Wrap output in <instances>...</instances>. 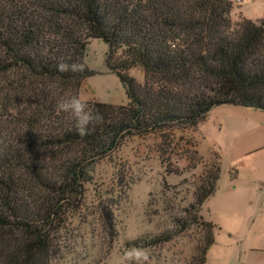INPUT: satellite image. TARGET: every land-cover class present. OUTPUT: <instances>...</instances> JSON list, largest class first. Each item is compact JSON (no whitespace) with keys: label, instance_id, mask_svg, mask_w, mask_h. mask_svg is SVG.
<instances>
[{"label":"trees","instance_id":"trees-1","mask_svg":"<svg viewBox=\"0 0 264 264\" xmlns=\"http://www.w3.org/2000/svg\"><path fill=\"white\" fill-rule=\"evenodd\" d=\"M231 11L229 0H0V119H15L12 140L4 144L0 130V264H45L92 167L125 139L193 128L223 105L264 113V19L233 24ZM92 40L107 46L128 103H88L102 121L80 136L57 103L94 76L84 64ZM60 62L84 71L60 73ZM219 174L218 159L193 185L177 231L162 235L167 242L200 225V264L218 229L199 212Z\"/></svg>","mask_w":264,"mask_h":264},{"label":"rangeland","instance_id":"rangeland-1","mask_svg":"<svg viewBox=\"0 0 264 264\" xmlns=\"http://www.w3.org/2000/svg\"><path fill=\"white\" fill-rule=\"evenodd\" d=\"M229 1L233 24L264 19V0ZM106 53L103 42H89L84 64L94 76L81 82L77 95L87 103L125 106ZM128 75L143 82L139 68ZM0 123L5 144L14 138L15 119ZM216 158L215 192L199 212L218 228L206 264H264V113L232 105L210 110L193 128L129 137L97 162L80 206L57 225L45 264H200V225L167 242L162 235L177 231L176 221L193 202V185Z\"/></svg>","mask_w":264,"mask_h":264},{"label":"clouds","instance_id":"clouds-1","mask_svg":"<svg viewBox=\"0 0 264 264\" xmlns=\"http://www.w3.org/2000/svg\"><path fill=\"white\" fill-rule=\"evenodd\" d=\"M56 70L60 73L66 72H82L84 71V64L77 62H60L56 65ZM57 109L62 112L69 113L74 120L76 131L80 136H85L90 131V125L94 126L96 123L102 121V117L95 109L78 95L62 99L57 103ZM137 254L141 250H135ZM131 255V253L129 254Z\"/></svg>","mask_w":264,"mask_h":264},{"label":"crops","instance_id":"crops-1","mask_svg":"<svg viewBox=\"0 0 264 264\" xmlns=\"http://www.w3.org/2000/svg\"><path fill=\"white\" fill-rule=\"evenodd\" d=\"M257 20H258V19L251 20V21L255 22V21H257ZM215 226H216V225H215ZM216 227H217V226H216ZM217 229H218V228H217ZM217 233H218V230H217L216 233H215L214 244H215V242H216ZM214 244H213V245H214ZM213 245H212V246H213ZM212 246H211V247H212ZM208 251H209V250H208ZM208 251H207V253H208ZM206 257H207V254H206ZM205 264H206V260H205Z\"/></svg>","mask_w":264,"mask_h":264}]
</instances>
